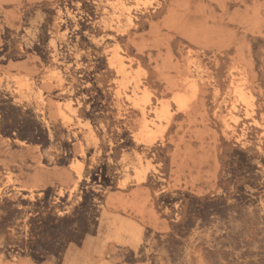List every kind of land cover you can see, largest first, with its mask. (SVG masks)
Returning a JSON list of instances; mask_svg holds the SVG:
<instances>
[{
  "label": "rangeland",
  "instance_id": "374dc122",
  "mask_svg": "<svg viewBox=\"0 0 264 264\" xmlns=\"http://www.w3.org/2000/svg\"><path fill=\"white\" fill-rule=\"evenodd\" d=\"M0 264H264V0H0Z\"/></svg>",
  "mask_w": 264,
  "mask_h": 264
},
{
  "label": "bare ground",
  "instance_id": "6f19581e",
  "mask_svg": "<svg viewBox=\"0 0 264 264\" xmlns=\"http://www.w3.org/2000/svg\"><path fill=\"white\" fill-rule=\"evenodd\" d=\"M118 1V0H117ZM113 9H115V10H119V11H121V10H123L124 8L122 7V5L120 4V3H118V5H114L113 6ZM130 16V15H129ZM63 80V79H62ZM68 109L70 110V111H73L74 110V108H73V106H72V103L71 102H68ZM75 110H77V109H75ZM63 113V112H62ZM145 113V110H143V112H142V114H144ZM75 114V113H74ZM70 120V119H69ZM229 126V125H228Z\"/></svg>",
  "mask_w": 264,
  "mask_h": 264
}]
</instances>
